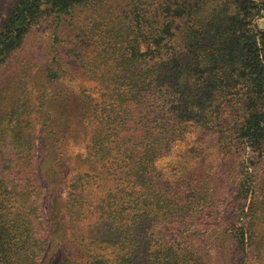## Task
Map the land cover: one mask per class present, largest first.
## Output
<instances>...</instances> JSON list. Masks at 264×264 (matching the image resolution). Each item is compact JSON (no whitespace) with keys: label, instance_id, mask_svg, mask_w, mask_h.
I'll list each match as a JSON object with an SVG mask.
<instances>
[{"label":"trees","instance_id":"16d2710c","mask_svg":"<svg viewBox=\"0 0 264 264\" xmlns=\"http://www.w3.org/2000/svg\"><path fill=\"white\" fill-rule=\"evenodd\" d=\"M262 22L264 0H15L0 24V73L14 69L0 87V264H264L250 158L230 203L209 176L173 187L155 168L190 122L264 157ZM40 25L44 62L37 49L16 64ZM77 80L99 99L62 82Z\"/></svg>","mask_w":264,"mask_h":264},{"label":"rangeland","instance_id":"374dc122","mask_svg":"<svg viewBox=\"0 0 264 264\" xmlns=\"http://www.w3.org/2000/svg\"><path fill=\"white\" fill-rule=\"evenodd\" d=\"M15 0H2L0 5V24L6 18L8 12L11 9ZM155 0H146L151 6ZM139 5V4H138ZM141 7V5H140ZM140 11V10H139ZM261 27H264V23H260ZM32 39L27 44V47L22 53L16 56L15 63L20 62L28 52H35L40 49L38 59L40 62H44L42 55H44L43 42L47 40V33L44 26H39ZM14 69L9 67L2 70L0 73V87L1 85L10 79V74ZM65 86L79 91L85 89L88 94H91L95 99L100 97V88L94 82L88 80H77L76 82L62 81ZM65 92V90H64ZM189 129L183 139L177 142L172 149L163 158H160L155 163V168L164 175L165 181L173 182V187L177 183H180L189 172H196L204 174L206 177H210L214 183L219 184L224 189V199L226 203L233 201V193L238 186L240 180V167L239 164L242 160L250 158L253 163L250 167V171L253 172L257 179L261 178L264 172V157L253 154L250 148L244 147L236 140H225V137L230 138L233 131L229 128L226 129L223 142H219L220 134L216 131L212 133L200 124L188 123ZM230 134V135H229ZM71 154L82 152L81 146L71 145ZM65 190L61 191L63 198L65 197ZM235 202H233V206ZM232 206V209H233ZM235 210V208H234ZM60 214V213H59ZM234 216V214H229ZM230 222V221H229ZM65 232V230L63 231ZM61 240V239H60ZM204 243V242H203ZM206 247H210L205 243ZM55 251V250H54ZM51 254V256L55 257ZM54 261V260H53ZM48 259V263L55 264ZM218 260H216L215 264Z\"/></svg>","mask_w":264,"mask_h":264}]
</instances>
